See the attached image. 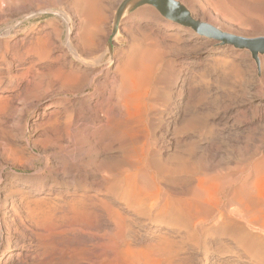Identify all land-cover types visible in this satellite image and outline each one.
<instances>
[{"label":"rangeland","instance_id":"obj_1","mask_svg":"<svg viewBox=\"0 0 264 264\" xmlns=\"http://www.w3.org/2000/svg\"><path fill=\"white\" fill-rule=\"evenodd\" d=\"M65 1L52 8L63 14L66 18L63 22L59 18L57 25H45L51 16L43 15L34 21L40 22L36 31L16 35L11 41L16 45L20 42L28 45L36 37L47 34L48 45L50 43L51 46L44 58L28 57L23 65L14 62L9 72L0 64V264L256 263L250 260L252 258L245 254L242 245H238L229 232H215V226L210 222L204 225V228H210L209 236L206 234L208 241L205 235L201 236L200 242L196 243L198 248L186 240L176 249L179 252L174 248L165 255L160 254V257L154 253L153 261L152 252H146L144 246L155 243L162 235L172 237L178 243L185 236L182 229L165 224L167 228L159 222L156 224L153 216L146 215L144 205L138 212L142 215L140 219L138 213L114 200L103 188L104 191L100 189L96 194L94 191L86 192L95 200L90 209L91 217L76 215L69 204L85 191L77 186L72 188L61 174L65 170V175L74 173L83 177L86 172L85 176L91 181L92 171L113 166L115 158H126L131 161L129 164L125 159L121 173L132 176L134 186L143 184L140 188L145 187L142 189L145 193L148 190L150 195L147 193L145 196L153 203H167L168 200L172 203L174 200L173 203L177 204L180 199L192 198L199 182V186L205 189L208 203L214 195L220 200L224 194L229 195V191L231 193L241 187L264 200V55H258L256 64L249 51L218 46L217 41L166 20L152 5L134 7L137 0L127 7L125 4L129 0H108L102 11L103 21L92 37L95 45L86 49L78 40L80 23L72 0ZM174 1L186 8L194 19L223 32L246 38L264 37V0ZM27 6L23 11L13 7L7 13L8 18L17 20L19 11L31 13L33 9L27 11ZM40 28L43 29L38 31ZM139 59L147 64L144 63L145 68L141 69L146 78L143 73L131 75L133 78L128 81L133 89L130 86L125 92L117 69L128 66V62L133 67V61L135 63ZM31 64L29 73L21 76V68ZM143 69L149 70L148 74ZM134 82L141 85H133ZM130 88L137 95H133ZM141 88L144 91L138 92ZM121 92L128 97L122 99V95L120 98ZM135 95L138 97H133ZM131 99L133 111L127 106ZM123 100L127 109L122 107L124 111L121 109L122 114L116 116L117 103H125ZM121 115L125 116L122 120ZM122 153L127 154L123 156ZM77 154L83 157L78 158ZM105 159L109 160V166L103 165L107 162ZM75 160L78 163H74ZM95 162L102 163L98 165ZM194 170H200L197 172L199 175L207 176V183L202 176L197 178L199 175ZM248 180L251 183L255 181L253 186ZM157 181H161L160 185ZM171 185L173 188L170 189L168 186ZM149 190L157 194L151 192L152 195ZM181 209L187 212L186 208ZM104 211L116 212L108 213L110 217L107 219ZM110 219H118L127 226L122 225V229L126 228L121 230L124 231L120 234L122 236H116L115 221ZM148 219V223L145 222ZM104 241L106 248L103 249L101 244ZM142 251L145 254H141Z\"/></svg>","mask_w":264,"mask_h":264},{"label":"bare ground","instance_id":"obj_2","mask_svg":"<svg viewBox=\"0 0 264 264\" xmlns=\"http://www.w3.org/2000/svg\"><path fill=\"white\" fill-rule=\"evenodd\" d=\"M64 0H0V64H3V66H4V68H5V70L7 71V72H9L12 68H13V63L14 62H17L18 63V65H23L24 64V62H25V60L28 58V57H34L35 59H37V60H40V59H42V58H44L45 57V55H46V53H47V51L49 50V47L51 46V44L49 43V45H48V35L47 34H45V35H43V36H39V37H36L33 41H31V42H29V44L28 45H25V43H22V42H20L18 45H16L15 43H11V41H12V39L16 36V35H20V34H23V33H27V32H34V30L36 29L37 30V27H40L39 25V23L40 22H34L35 20H37V19H39V18H41V16H43V15H50L51 16V18H49L48 20H46L45 21V25H49V26H55V25H57V21H58V19L59 18H61L62 19V22L64 21V16H63V14H61V12L60 11H58L59 9H52L53 7L54 8H56V7H58L59 5H62V3H64L63 2ZM67 1V0H66ZM65 1V2H66ZM71 1V0H70ZM108 2V0H72V5L74 6V8H75V10H76V14H77V16H78V21H79V23H80V27L78 28V37H79V42L81 43V45L84 47V48H86V49H90L92 46H94L93 45V39H92V37H93V35H94V33L95 32H98V28L100 27V25H101V23H102V21H103V13H102V11H103V8L105 7V5H106V3ZM26 5H29V6H27L28 8L26 9L27 11H29L30 9L32 10L33 9V11L30 13V12H28V14H25V13H27L26 11L24 12V13H22V12H20L19 11V16H18V19L17 20H10L9 18H8V16L9 15H7V13L10 11V9H12L13 7L16 9V8H18L19 10H21L20 8H22V11L23 10H25L24 9V6H26ZM69 6H70V4H69ZM66 7V6H65ZM64 7V8H65ZM67 8V7H66ZM65 8V9H66ZM30 10V11H31ZM9 14V13H8ZM66 19V18H65ZM67 21V20H66ZM65 21V22H66ZM120 24V23H119ZM57 28V27H56ZM186 28H188V27H186ZM43 28H40V30H38V31H41ZM35 30V31H36ZM53 31L54 32H57V30H55V29H53ZM226 33V32H225ZM230 34V33H229ZM17 43V42H16ZM69 43V42H68ZM216 45H218V46H221L220 45V43L219 42H217L216 43ZM18 46V47H17ZM225 46H227V45H225ZM75 47V46H74ZM222 47H224V46H222ZM232 47V46H231ZM69 49V48H68ZM77 49V48H76ZM234 49V48H233ZM133 59V58H132ZM135 60V59H134ZM143 60V59H142ZM144 60H146V59H144ZM260 60H261V58H260ZM130 61H131V59H130ZM258 61H259V59H258ZM145 63V62H144ZM144 63H142V61L139 59V60H136L135 61V63H134V61H133V64L132 65H134L133 67H131L130 66V62H128V66H124V64H123V66H124V68L123 69H120L119 68V70L117 69V71H119V73L121 74V80H120V83H121V87H122V90L123 91H127V88H129L130 86H131V88L133 89V87H132V85H130V82L128 81L129 80V78H133V76H131V75H133V74H135L136 73V76H138V75H142V68H145V67H143V66H145L144 65ZM15 64V63H14ZM146 64V63H145ZM147 65V64H146ZM122 66V65H121ZM122 66V67H123ZM32 69V64L29 66V67H27V68H21V70H23V71H21V76L23 75V74H28L29 73V71ZM146 69H147V67H146ZM146 69H143V71H145ZM108 70V69H107ZM141 70V71H140ZM106 71V70H105ZM116 71V72H117ZM149 71V70H148ZM148 71L146 70V72H147V74H148ZM102 72V71H101ZM139 73H141V74H139ZM145 73V72H144ZM144 73H143V77H144ZM138 74V75H137ZM20 75V74H19ZM135 76V78H137L138 79V77H136ZM148 76V75H147ZM139 78H141V77H139ZM144 78H146V77H144ZM131 80V79H130ZM137 81V80H136ZM135 81V82H136ZM141 81V80H140ZM129 82V83H128ZM133 83V85L134 84H136V83ZM119 83V84H120ZM132 83V82H131ZM129 84V86L127 87V85ZM140 84V82L139 83H137L136 85L138 86ZM141 85V84H140ZM139 85V86H140ZM119 87V86H118ZM136 87V86H135ZM131 88H130V92L132 93L133 91L131 90ZM138 88H140V87H138ZM138 88H136V89H138ZM141 90L142 91H144V89H140V91H138V92H141ZM125 91V92H126ZM118 92H119V90H118ZM124 92V93H125ZM135 92V91H134ZM137 92V91H136ZM137 92V93H138ZM118 94H120V93H118ZM128 94L131 96V94L128 92ZM133 95L134 94H136V93H132ZM123 95V97H122V99L124 98V96L126 95H124V94H122V92H121V95H118L119 97L120 96H122ZM137 95V94H136ZM133 96V97H138V96ZM138 95H139V93H138ZM118 97V98H119ZM125 97H128V96H125ZM121 98V97H120ZM120 98H119V100H120ZM129 98H131V97H129ZM122 99H121V102H122ZM126 99V98H125ZM134 99V98H133ZM130 101H132V99L131 100H129V102ZM117 103V106H119V108H118V114L116 115V116H120V114H122L121 112H122V110H123V108L122 107H125L126 109H127V106H129L130 107V110L131 111H133L132 110V108H131V106L133 107V105H131V102H130V104L129 105H127V103H126V101H124L123 100V102H125V103ZM128 102V101H127ZM145 104H147V103H145ZM150 104V103H149ZM148 104V106H150L151 104H153V103H151L150 105ZM127 105V106H126ZM131 105V106H130ZM141 105H142V103H141ZM128 107V108H129ZM143 107V106H142ZM141 107V108H142ZM145 108V105H144V107H143V109ZM147 108V107H146ZM122 109V110H121ZM129 110V111H130ZM124 111V110H123ZM142 111H144V110H142ZM126 112V111H125ZM125 112L123 113V115H125ZM128 112V111H127ZM126 112V113H127ZM128 114V113H127ZM130 115H132V114H130ZM113 116H115V115H113ZM127 116V115H126ZM123 117H125V116H123ZM122 115H121V120H122ZM129 117H131V116H129ZM129 117H127L128 119H129ZM114 118H116V117H114ZM126 119V118H125ZM125 119H123V120H125ZM116 120H117V118H116ZM120 120V119H119ZM131 121V120H130ZM115 122V121H114ZM117 122V121H116ZM127 122V121H126ZM118 123V122H117ZM116 123V124H117ZM122 123V122H121ZM124 123V122H123ZM126 124V123H125ZM110 127V126H109ZM110 130H112V128H110ZM114 132V131H113ZM113 132H112V134H113ZM106 133V131H104V133L103 134H105ZM103 137H104V135H103ZM101 143V142H100ZM98 146L100 145V144H97ZM96 145V146H97ZM104 146V145H103ZM101 147V146H100ZM111 147H112V145H111ZM51 148V147H50ZM94 148V147H93ZM95 148H97V147H95ZM94 148V149H95ZM152 148H154L153 146H152ZM51 149H54V147L53 148H51ZM56 149V148H55ZM54 149V150H55ZM94 149H93V151H94ZM100 149V148H99ZM98 149V150H99ZM101 149H103V148H101ZM100 149V150H101ZM124 149V148H123ZM148 149V148H147ZM146 149V150H147ZM151 149V148H150ZM92 150V149H91ZM97 150V151H98ZM99 150V151H100ZM122 150V149H121ZM145 150V151H146ZM9 151V150H8ZM53 151V150H52ZM57 151V150H56ZM55 151V152H56ZM119 151H120V149H119ZM125 151V150H124ZM123 151V152H124ZM142 151V150H141ZM140 151V152H141ZM148 151H149V149H148ZM147 151V152H148ZM120 152H122V151H120ZM155 152V151H154ZM153 152V153H154ZM145 153V152H144ZM150 153V152H149ZM152 153V154H153ZM7 154V153H6ZM99 154V153H98ZM123 154V156H125L127 153H125V155H124V153H122ZM142 154V153H141ZM140 154V155H141ZM155 154V153H154ZM55 155V154H54ZM57 155V154H56ZM60 155H62V154H60ZM76 155V154H75ZM78 155V154H77ZM84 155H85V153H84ZM91 154H89V156H90ZM52 156H53V154H52ZM63 156V155H62ZM65 156V155H64ZM116 156V155H115ZM118 156V155H117ZM120 156V155H119ZM148 156H149V154H148ZM151 156V155H150ZM154 156V155H153ZM152 156V157H153ZM72 157V156H71ZM74 157V156H73ZM79 157H83V156H79L78 155V158ZM85 157V156H84ZM86 157H87V155H86ZM107 157V156H106ZM126 157H128V156H126ZM141 157H142V155H141ZM155 157V156H154ZM160 157V156H159ZM63 158V157H62ZM77 158V159H78ZM92 158V157H91ZM96 158V157H95ZM109 159H111V157L109 156L108 157ZM107 158V159H108ZM115 158V157H114ZM114 158H113V160H114ZM56 159V158H55ZM76 159V158H75ZM88 159H90V158H88ZM93 159V158H92ZM102 159V158H101ZM104 159V158H103ZM102 159V160H103ZM107 159H105V161H107L106 163L105 162H103V163H105V164H103V165H106L107 166V164H108V162H109V160H107ZM125 159L126 158H115V160H114V165L113 166H111V167H109V168H105L104 170H95V171H92L91 172V177H89L90 178V180L91 181H89L88 180V178H87V176H85V174H86V172H84V174H83V177H82V175L81 176H79V175H77V174H74V173H70V175L68 176V175H65L66 173H65V170H64V172H62V179H64V181H65V179H68V181L71 183V187L73 188V187H75V186H77L76 188H78V187H80L81 188V190H83V191H85L84 192V194H80L78 197L76 196V195H78V194H76L75 196H76V198L72 201V202H70L71 204H69L68 202V204L70 205V209L72 210V212L73 213H75L76 215H80V216H83V217H88V218H90L91 217V215H92V213H91V211H90V209H91V207L93 206V202L95 201H93L92 200V198H91V196L89 197L88 195H86V192H89V191H94L95 192V194H96V192H98V191H100V189H104L107 193V195H109V193L112 195H109V196H111L114 200H116L117 202L119 201L121 204H123L127 209H129V210H131L132 212H134L135 214L136 213H138L139 212V210H141V206H145L144 208L146 209L145 211H146V215H149V216H153V220L154 221H156L155 223L157 224L158 222H159V224H164V226H165V224L169 227V226H175V228L176 227H178V228H180V229H182L183 231H184V233L182 232V234H185V236L177 243V242H175V241H177V240H174L173 241V238H172V240H171V238H168L167 236L165 237H162L161 235V238L159 237H157L156 236V234H155V236L158 238V241H154L155 243H148V244H144L145 246H144V250L146 251V252H152V255L155 253V254H157L159 257H160V254H164V253H167V251L169 252V250H173L174 248H175V250L174 251H177L176 249L178 248V247H180L181 245L180 244H183L184 243V241L186 242V240L187 241H191L192 243H195L194 245H197V247H194V248H198V244H196V243H199L200 242V237L201 236H204L205 235V239H206V234L209 236V233H207V232H209V230H210V228H204V225L205 224H207V223H213L212 225H213V227H214V229H215V232H218L219 233V231L220 232H225V231H227V232H229L233 237H234V239L236 240V242H237V244L239 243V244H241L242 245V247H243V249H244V252H245V254H247L250 258H252V259H250V260H254L257 264H264V200H260L259 198H261V197H258L257 196V198L256 197H254L252 194H251V192H249V191H247V190H245V189H243L242 187L241 188H239V189H237V190H233L231 193H230V191H229V189L230 188H228V191H229V195H227V194H224L223 195V198L222 197H220L219 196V194H218V196L220 197V198H222V199H220L219 200V198L217 197H214V196H212V198H214V199H212V201H210L209 203L207 202V197L205 198V189L203 188V186L202 187H200L199 186V184H200V182H199V184L198 185H196V189L193 191V193H192V198H188V199H185V198H183L184 200H179L178 201V203L177 204H174L175 202H174V200H173V202L172 203H168L170 200H168V202L166 203L164 200V202L162 203H158V202H156V203H153V202H151V201H149V199L145 196V194H147L148 192V190L146 191V193L142 190L143 188H145V187H143V188H140V187H142L143 186V184L140 186V187H136L138 184H136V186H134V183L132 182V176H124V173L122 174L121 173V171L123 170V169H121V165L123 164V163H125ZM179 159V158H178ZM66 160H67V158H66ZM68 160H69V158H68ZM70 160H72V158L70 159ZM74 160V159H73ZM85 160V159H84ZM97 160V159H96ZM127 161H128V163H129V160L131 161V159H126ZM137 160V159H136ZM142 160V159H141ZM160 161H161V159H159ZM158 160V161H159ZM176 160H177V157H176ZM62 161V160H61ZM63 161H65V160H63ZM81 161V160H80ZM92 162H93V160H91ZM110 161H112V160H110ZM127 161H126V163H127ZM134 161V160H133ZM133 161H132V163H133ZM138 161H139V159H138ZM182 161V160H181ZM83 162H85V161H83ZM91 162V163H92ZM100 162V161H99ZM101 162V163H102ZM113 162V161H112ZM111 162V163H112ZM135 162V161H134ZM141 162V161H140ZM142 162H144V161H142ZM177 162H179L178 160H177ZM177 162H176V164H177ZM186 162H188V161H186ZM185 162V164H187V165H189V163H186ZM74 163H78V162H76V160H75V162ZM80 163V162H79ZM96 163V162H95ZM100 163V164H101ZM168 163V162H167ZM182 163V162H181ZM183 163H184V161H183ZM67 164H69V163H67ZM70 164H71V161H70ZM88 164H89V162H88ZM94 164V163H93ZM96 164H98V163H96ZM96 164H94V165H96ZM100 164H98V165H100ZM130 164V163H129ZM128 164V165H129ZM138 164V163H137ZM143 165H144V163H142ZM142 164H140V167H141V165ZM160 164H163V163H160ZM165 164V163H164ZM175 164V163H174ZM64 165H66V164H64ZM63 165V166H64ZM78 164H76V166H77ZM83 165H84V163H83ZM82 165V166H83ZM110 164H108V166H109ZM177 165H179V164H177ZM80 166H81V164H80ZM81 166V167H82ZM90 166H91V164H90ZM89 165H88V168L90 167ZM164 166V165H163ZM171 166H172V164H171ZM174 166V165H173ZM185 166V165H184ZM65 167V166H64ZM75 167V166H74ZM80 167V168H81ZM86 167V166H85ZM84 167V168H85ZM95 166H93V168H94ZM102 167V166H101ZM130 167H131V165H130ZM143 167V166H142ZM168 166H166V168H167ZM177 167V166H176ZM198 167H199V169H200V166L198 165ZM63 168V167H62ZM83 168V167H82ZM99 168V167H98ZM136 168V167H135ZM157 168V167H156ZM159 168V167H158ZM162 168V167H161ZM188 168H189V166H188ZM191 168L192 167H190V170H191ZM251 168V167H250ZM250 168H248V169H250ZM94 169H96V168H94ZM143 169H145V167L143 168ZM173 169H174V167H173ZM177 169H179L178 167H177ZM185 169V168H184ZM193 169H195L194 167H193ZM198 169V168H197ZM240 169V168H239ZM259 169V168H258ZM263 169V168H262ZM75 170H77V169H75ZM82 170V169H81ZM88 170V169H87ZM140 171L142 170V169H139ZM161 170V169H160ZM172 170V169H171ZM180 170H182L181 168H180ZM201 170H204V169H201ZM208 170V169H207ZM257 170V169H256ZM70 171V170H69ZM68 171V172H69ZM137 171V170H136ZM145 171V170H144ZM159 171V170H158ZM163 171V170H162ZM188 171V173H189V169L187 170ZM186 171V172H187ZM195 171V170H194ZM240 171H241V169H240ZM250 171V170H249ZM261 171V170H260ZM262 171H264V170H262ZM58 172H60V171H58ZM77 172H79V171H77ZM81 172V171H80ZM82 172H83V170H82ZM134 172V171H133ZM168 172V171H167ZM192 172V171H191ZM190 172V173H191ZM197 172H201L200 170L198 171L197 170ZM196 171H195V173H197ZM209 172V171H208ZM214 172V171H213ZM243 172V171H242ZM90 173V172H89ZM148 172H146V174H147ZM163 173V172H162ZM161 173V174H162ZM171 173V172H170ZM175 173V172H174ZM183 173V172H182ZM203 174H205V172H202ZM249 173V172H248ZM256 173V172H255ZM261 173V172H260ZM260 173H257V174H260ZM262 173H264V172H262ZM140 174V173H139ZM144 174V173H143ZM198 174V173H197ZM196 174V175H197ZM235 174V173H234ZM238 174H239V172H238ZM252 174H254V173H252ZM90 175V174H89ZM148 175V174H147ZM169 175V174H168ZM174 175V174H173ZM180 175V174H179ZM183 175H185V174H183ZM188 174L186 173V176H187ZM192 175V174H191ZM199 175V174H198ZM206 175V174H205ZM211 175V174H210ZM231 175V174H230ZM134 176H135V174H134ZM161 177H162V175H160ZM167 176V175H166ZM175 176V175H174ZM182 176V175H181ZM193 177H194V175H192ZM202 176V178H205V177H207V176H203V175H199V176H197V178L199 177H201ZM220 176V175H219ZM242 176H244V174L242 175ZM259 175H257V177H258ZM262 176V175H261ZM157 177V176H156ZM176 177V176H175ZM180 177V176H179ZM178 177V178H179ZM183 177H185V176H183ZM189 177H190V175H189ZM211 177V176H210ZM214 177V176H213ZM221 177V176H220ZM229 177H231V176H229ZM253 177V176H252ZM152 178V177H151ZM154 178V177H153ZM159 178V177H158ZM163 178V177H162ZM164 178H165V176H164ZM169 178V177H168ZM174 178V177H173ZM192 178V177H191ZM226 178V177H225ZM236 178V177H235ZM241 178V177H240ZM61 179V180H62ZM132 179V180H131ZM176 179V178H175ZM182 179V178H181ZM184 179V178H183ZM187 179H188V177H187ZM193 179H195V178H193ZM206 179H208V178H205V182L207 183V181H206ZM241 179H243L244 180V178H241ZM252 179V178H251ZM259 179V178H258ZM135 181H136V178L134 179ZM151 180H153V179H151ZM159 180V179H158ZM163 180V179H162ZM165 180H166V178H165ZM224 180V179H223ZM139 181H141V180H139ZM169 181H171V180H169ZM168 181V182H169ZM176 181V180H175ZM175 181H173V182H175ZM186 181V180H185ZM184 181V182H185ZM212 182H213V180H211ZM210 181V182H211ZM225 181V180H224ZM223 181V182H224ZM227 181V180H226ZM232 181V180H231ZM241 181V180H240ZM249 181V180H248ZM66 182V181H65ZM143 182V181H142ZM141 182V183H142ZM153 182V181H152ZM158 182V181H157ZM167 182V181H166ZM168 182H167V184H168ZM173 182H171L172 183V185H173ZM177 182H179L178 180H177ZM182 182V181H181ZM190 182V181H189ZM194 182V181H193ZM208 182H209V180H208ZM221 182H222V180H221ZM242 182V181H241ZM240 182V183H241ZM250 182V181H249ZM255 181H252V183H251V185L254 183ZM259 182V181H258ZM144 183V182H143ZM154 183H156L155 182V180H154ZM153 183V184H154ZM159 183V182H158ZM160 183H161V181H160ZM160 183H159V185H160ZM170 183V184H171ZM186 183H187V181H186ZM191 183H192V180H191ZM195 183V182H194ZM216 183H218V182H216ZM219 183H220V181H219ZM236 183H238V181L236 182ZM69 184V183H68ZM166 184V183H165ZM182 183H180V185H181ZM197 184V183H196ZM257 184V183H256ZM256 184H255V187H256ZM259 184H260V182H259ZM139 185H140V183H139ZM156 185V184H155ZM172 185L171 186H168V187H170V189H171V187H172ZM177 186H179L178 185V183L176 184ZM185 185V184H184ZM188 185V184H187ZM204 185V184H203ZM208 185V184H207ZM220 185V184H219ZM219 185H216V186H218L219 187ZM163 186H164V184H163ZM215 186V185H214ZM236 186V185H235ZM243 186V185H242ZM250 186V185H249ZM248 186V187H249ZM253 186V185H252ZM251 186V187H252ZM137 189H136V188ZM154 187V186H153ZM161 188H162V186H160ZM159 187V188H160ZM167 187V188H168ZM173 187L174 188H176V186H174L173 185ZM172 187V188H173ZM188 187V186H187ZM187 187H185V188H187ZM192 187V186H191ZM210 187V186H209ZM209 187H207V188H209ZM212 187V186H211ZM210 187V188H211ZM234 187V186H233ZM139 188V189H138ZM164 188H165V186H164ZM182 188H183V186H182ZM193 188V187H192ZM209 188V189H210ZM224 188H226V186H224ZM250 188V187H249ZM248 188V189H249ZM102 189V190H103ZM146 189V188H145ZM149 189V188H148ZM178 189H180V187L178 188ZM215 189H216V187H215ZM220 189H221V187H220ZM223 189V188H222ZM233 189V188H232ZM234 189H236L235 187H234ZM256 189H258V188H256ZM256 189H254V191H258L259 192V190H256ZM60 190V189H59ZM63 190V189H62ZM103 190V191H104ZM151 190V189H150ZM150 190H149V192H150ZM154 190H156V189H154ZM162 190H164L163 188H162ZM167 190L168 189H166V192H167ZM176 190V189H175ZM183 190V189H182ZM182 190H179V191H182ZM186 190V189H185ZM188 190H190V188L188 189ZM214 190V189H213ZM227 190V189H226ZM252 190V189H251ZM78 191V190H77ZM161 191V190H160ZM160 191H158V192H160ZM177 191V190H176ZM184 191V190H183ZM211 191H212V189H211ZM215 191L216 190H214V193H215ZM218 191V190H217ZM220 191V190H219ZM60 192H63V191H60ZM152 192V191H151ZM150 192V193H151ZM162 192V191H161ZM170 192H171V190H170ZM188 192V191H187ZM225 192V191H224ZM64 193V192H63ZM100 193H102V192H100ZM100 193H98V194H100ZM105 193V192H104ZM152 193H155V192H152ZM151 193V194H152ZM209 193V192H208ZM226 193V192H225ZM254 193V192H253ZM66 194V193H65ZM103 194V193H102ZM149 194V193H148ZM157 194V192L155 193V195ZM161 194V193H160ZM163 194V198L165 197L166 198V195L164 194V193H162ZM166 194H169V193H166ZM171 194V193H170ZM182 194V193H181ZM185 194V193H184ZM211 194V193H210ZM257 194V193H256ZM261 194V193H260ZM259 194V195H260ZM62 195V194H61ZM72 195V194H71ZM90 195V194H89ZM94 195V194H93ZM150 195V194H149ZM148 195V196H149ZM153 195V194H152ZM209 195V194H208ZM220 195H221V193H220ZM56 196V195H55ZM95 196V195H94ZM170 196V195H169ZM183 196V195H182ZM190 196V195H189ZM210 196V195H209ZM58 197V196H57ZM56 197V198H57ZM105 197V196H104ZM110 197V198H111ZM162 197V196H161ZM168 197V196H167ZM186 197V196H185ZM60 198V197H59ZM210 198V197H209ZM161 199V198H160ZM167 199V198H166ZM170 199V198H169ZM263 199H264V197H263ZM158 200V199H157ZM103 201V200H102ZM101 201V202H102ZM104 201H106V200H104ZM155 201V200H154ZM162 201V200H161ZM172 201V200H171ZM148 202H151V203H148ZM160 202V201H159ZM158 203V204H157ZM15 204V203H14ZM100 204H103V203H100ZM104 205H102V207H103ZM122 206V205H121ZM123 206V207H124ZM50 207V206H49ZM48 207V208H49ZM14 208V207H13ZM16 208V207H15ZM14 208V209H15ZM110 208V207H109ZM118 208V207H117ZM144 208H143V210H144ZM181 208H186V210H187V212H184L183 211V209H181ZM33 209V208H32ZM40 209V208H39ZM105 209H107V208H105ZM111 209H113V208H111ZM125 209V208H124ZM13 210V209H12ZM92 210V209H91ZM103 210H104V208H103ZM13 211H15V210H13ZM33 211H34V209H33ZM36 211V210H35ZM107 211H108V209H107ZM107 211H104V212H106L105 214H106V217H107V219H108V217H110V215H108V213L109 212H107ZM131 211H129V212H131ZM26 212V211H25ZM112 212L114 213V212H116V211H111L110 213H111V215H112ZM131 212V213H132ZM143 212V211H142ZM148 212V213H147ZM36 214H38L37 212H35ZM40 213V212H39ZM109 213V214H110ZM118 213H119V211H118ZM133 213V214H134ZM144 213V212H143ZM31 214V213H30ZM32 214H34V213H32ZM39 215V214H38ZM116 217H118V215L119 214H117L116 213ZM138 215H139V213H138ZM137 215V216H138ZM145 215V214H144ZM30 216V215H29ZM114 216H115V214H114ZM114 216H112V217H114ZM140 216V215H139ZM142 216V215H141ZM139 217L140 219L142 218V217ZM105 217V218H106ZM146 217H148V216H146ZM145 216H143V218H146ZM122 218H123V220H124V217L122 216ZM126 218V217H125ZM149 218H151V217H149ZM112 219V218H111ZM110 219V220H111ZM144 220V219H143ZM113 221H115V222H113ZM113 221L111 220V222H113V223H115V225H116V229L114 230V232H115V234H116V236L117 235H120L121 233H123V232H121V230H125L126 228L125 227H127L126 225H124V224H122V223H120L119 221H118V219L116 220V219H113ZM148 221H149V219L147 220V221H145V222H147L148 223ZM143 222V221H142ZM150 222H152V220L150 221ZM126 223V222H125ZM155 223H154V225H155ZM130 224V223H129ZM150 224H152V223H150ZM158 224V225H159ZM114 225V226H115ZM122 225H124L125 227L122 229ZM167 226H165V227H167ZM208 226V225H207ZM107 227V226H106ZM162 227V226H161ZM167 227V228H168ZM174 228V227H173ZM96 229V228H95ZM106 229V228H105ZM170 229L171 228H169V231H170ZM174 230V229H173ZM153 230H151V232H152ZM177 231L179 232V230L177 229ZM213 231V230H212ZM212 231H210L211 232V235L213 234L212 233ZM252 231V232H251ZM127 232V231H126ZM161 232V231H160ZM166 232V231H165ZM165 232H164V234H165ZM171 232H175V231H172V229H171ZM177 232V233H178ZM153 233V232H152ZM170 233V232H169ZM168 233V234H169ZM252 233H254V234H252ZM160 234V233H159ZM167 234V235H168ZM181 234V235H182ZM216 235V234H215ZM115 236V237H116ZM120 236H122V235H120ZM152 236V235H151ZM183 236V235H182ZM181 236V237H182ZM220 236V235H219ZM225 236H227V235H225ZM119 237V236H118ZM124 237V236H123ZM155 237V238H156ZM174 237H176V233H175V236ZM180 237V236H179ZM216 237H218V236H216ZM222 237V236H221ZM220 237V238H221ZM230 237V236H229ZM228 237V238H229ZM156 238V239H157ZM204 238V237H203ZM202 238V239H203ZM213 238H215V236L213 237ZM227 238V239H228ZM121 239V238H120ZM208 239H209V237H208ZM211 239V238H210ZM219 239V238H218ZM217 239V240H218ZM114 240V239H113ZM115 240H117V239H115ZM122 240V239H121ZM207 240V239H206ZM232 240V239H231ZM230 240V241H231ZM234 240V241H235ZM111 241V240H110ZM118 242H120L119 240H117ZM117 241H115V243L117 244ZM125 241V240H124ZM129 241V240H128ZM208 241V240H207ZM207 241H205L206 243H207ZM105 243H103V244H101L102 245V248L104 249V247L106 248V241H104ZM203 242V241H202ZM235 242V243H236ZM107 243H108V241H107ZM121 243V242H120ZM123 243V242H122ZM125 243H127V242H125ZM124 243V244H125ZM190 243V242H189ZM188 243V244H189ZM204 243V242H203ZM231 243H232V241H231ZM29 244V243H28ZM42 244V243H41ZM100 244V243H99ZM110 244H112L111 242H110ZM128 244V243H127ZM137 244V243H136ZM238 244V245H239ZM108 245V244H107ZM115 245V244H114ZM121 245V244H120ZM126 245V244H125ZM125 245H123V247H125ZM128 245H131L130 243L128 244ZM185 245V244H184ZM187 245V244H186ZM190 245L192 246V244L190 243ZM193 245V246H194ZM29 246V245H28ZM109 246V245H108ZM107 246V247H108ZM111 246V245H110ZM116 246V245H115ZM117 246H119L118 244H117ZM132 246V245H131ZM192 246V247H193ZM201 246H202V244H201ZM207 246V245H206ZM128 247V246H127ZM203 247H205L204 245H203ZM208 247V246H207ZM235 247H237V246H235ZM126 248V247H125ZM128 249V248H127ZM130 249V248H129ZM179 249V248H178ZM242 249V250H243ZM203 250H204V248H203ZM240 250V249H239ZM180 251V250H179ZM179 251H177V252H179ZM205 251H208V248L207 249H205ZM141 252V251H140ZM177 252H176V254H177ZM243 252V253H244ZM173 253V252H172ZM239 253V252H238ZM139 254V253H138ZM137 254V255H138ZM141 254H145V253H143V251H142V253ZM171 254V253H170ZM175 254V253H174ZM244 254V255H245ZM18 255V254H17ZM16 255V256H17ZM165 255V254H164ZM139 256V255H138ZM145 256V255H144ZM151 256V255H150ZM149 256V257H150ZM240 256V255H239ZM242 256V255H241ZM133 257V256H132ZM140 257H143L142 255L140 256ZM139 257V258H140ZM149 257H146V258H149ZM157 257V256H156ZM163 257V256H162ZM166 257V256H165ZM169 257H171V255L169 256ZM169 257H168V259H169ZM175 257V256H174ZM174 257H172V258H174ZM138 258V257H137ZM136 258V259H137ZM144 258V257H143ZM153 258H155V256L153 255V257L151 258L152 260H153ZM164 258V257H163ZM171 258V260L173 261V259ZM244 258V257H243ZM133 259H134V257H133ZM145 259V258H144ZM150 259V258H149ZM159 259V258H158ZM135 260V259H134ZM139 259H137V261H138ZM148 260V259H147ZM156 260H157V258H156ZM155 260V261H156ZM170 260V261H171ZM246 260H248V259H246ZM250 260L248 261V262H250ZM154 261V260H153ZM159 261V260H158ZM157 261V262H158ZM165 261V260H164ZM169 261V262H170ZM136 262V261H135ZM168 262V261H167ZM156 263V262H155ZM154 262H153V264H155ZM166 263V262H165ZM173 263V262H172ZM254 263V262H253ZM256 263H254V264H256ZM152 264V263H151ZM157 264V263H156ZM161 264V263H160ZM167 264V263H166ZM169 264V263H168Z\"/></svg>","mask_w":264,"mask_h":264},{"label":"water","instance_id":"obj_3","mask_svg":"<svg viewBox=\"0 0 264 264\" xmlns=\"http://www.w3.org/2000/svg\"><path fill=\"white\" fill-rule=\"evenodd\" d=\"M135 0H129L125 6ZM152 5L159 13L173 23L192 29L197 35L217 41L221 46H232L239 50L249 51L251 57L258 64V55H264V37L246 38L225 33L205 22L194 19L189 11L174 0H137L134 7Z\"/></svg>","mask_w":264,"mask_h":264}]
</instances>
